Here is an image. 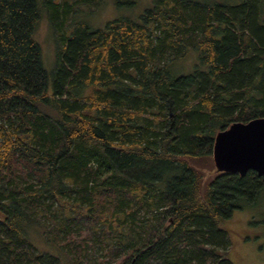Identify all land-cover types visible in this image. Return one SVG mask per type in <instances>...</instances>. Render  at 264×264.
I'll return each mask as SVG.
<instances>
[{
  "label": "trees",
  "instance_id": "1",
  "mask_svg": "<svg viewBox=\"0 0 264 264\" xmlns=\"http://www.w3.org/2000/svg\"><path fill=\"white\" fill-rule=\"evenodd\" d=\"M84 3L0 0V264H233L221 221L264 176L204 183L195 162L264 116L261 0H149L101 27Z\"/></svg>",
  "mask_w": 264,
  "mask_h": 264
},
{
  "label": "rangeland",
  "instance_id": "2",
  "mask_svg": "<svg viewBox=\"0 0 264 264\" xmlns=\"http://www.w3.org/2000/svg\"><path fill=\"white\" fill-rule=\"evenodd\" d=\"M94 1L96 6L90 7L87 3L80 5V14H78L80 20H86L92 27H101L106 21L121 16L135 17L149 4V0ZM260 9V17L264 19V0H261ZM34 37L41 46L45 66L50 69L57 43L46 14L39 19ZM196 61L197 52L191 50L185 58L173 61L170 70L175 74L187 73L193 69ZM195 166L200 171L204 183L216 173L210 154L198 159ZM221 225L229 233L228 256L233 264H264V189L251 201H244L241 207L235 208L229 217L221 221ZM36 241H38L37 237L33 241L37 245Z\"/></svg>",
  "mask_w": 264,
  "mask_h": 264
},
{
  "label": "water",
  "instance_id": "3",
  "mask_svg": "<svg viewBox=\"0 0 264 264\" xmlns=\"http://www.w3.org/2000/svg\"><path fill=\"white\" fill-rule=\"evenodd\" d=\"M211 157L217 171L243 175L253 170L264 176V116L236 120L216 131Z\"/></svg>",
  "mask_w": 264,
  "mask_h": 264
}]
</instances>
